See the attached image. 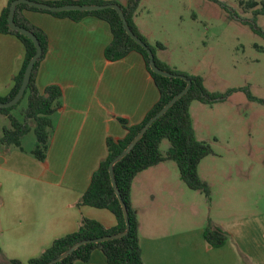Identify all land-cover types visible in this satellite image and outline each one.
<instances>
[{
	"label": "crops",
	"instance_id": "crops-1",
	"mask_svg": "<svg viewBox=\"0 0 264 264\" xmlns=\"http://www.w3.org/2000/svg\"><path fill=\"white\" fill-rule=\"evenodd\" d=\"M102 1L128 5V0ZM9 2L0 0V15ZM21 15L49 41V52L36 74V87L44 93L50 86H59L63 108L52 116L50 147L44 162L32 153L37 143L29 151H21L3 146L0 139V264L12 260L27 264L55 240L78 231L85 218L107 229L117 225L110 211L78 204L108 155V138L119 141L127 136L120 120L125 119L130 126L141 124L160 97L139 53L115 62L106 59L105 51L113 39L106 22L94 16L76 22L35 11ZM139 31L148 36L140 26ZM158 58L170 68L189 74L166 56V51L158 52ZM24 59L21 41L0 34V97L10 94ZM7 120L0 113L3 129L9 127ZM163 165L139 173L132 187V207L139 218L145 264H262L261 254L249 241L253 228L257 231L264 223L262 215L255 216L254 222L251 217L212 220L230 236L223 247L212 248L205 241L204 221L195 228L183 217L168 219L170 212L163 213L161 207L178 206L174 202L150 206L156 197L149 180L163 174ZM182 206L181 202L178 207ZM88 264H107V259L97 249Z\"/></svg>",
	"mask_w": 264,
	"mask_h": 264
},
{
	"label": "rangeland",
	"instance_id": "rangeland-1",
	"mask_svg": "<svg viewBox=\"0 0 264 264\" xmlns=\"http://www.w3.org/2000/svg\"><path fill=\"white\" fill-rule=\"evenodd\" d=\"M250 2L259 6L250 9ZM263 2H140L138 29L140 26L148 35L146 39L151 45L162 43L166 56L183 66L187 73L203 77L210 92L224 94L236 90L224 102L213 106L193 102L191 108L197 140L213 148V154L199 165V175L209 185L210 197L189 189L173 161L165 162L163 174L149 180L156 197L149 202L150 206L183 203L181 208L161 207L163 213L170 212L168 219L183 217L195 228L202 225L201 221L215 225L212 220L251 217L254 222V217L260 215L264 221V37L244 23L256 19V26L264 32V15L255 17ZM247 91L254 101L248 98ZM27 107L26 96L13 114L22 120L21 112ZM6 124L10 126L9 119ZM31 126L34 127V122ZM2 136L0 124V139ZM22 143L27 151L34 148L37 143L34 131ZM169 148L170 142L164 140L161 151L166 153ZM249 241L252 249L261 254L264 264V223L257 231L253 228Z\"/></svg>",
	"mask_w": 264,
	"mask_h": 264
},
{
	"label": "trees",
	"instance_id": "trees-1",
	"mask_svg": "<svg viewBox=\"0 0 264 264\" xmlns=\"http://www.w3.org/2000/svg\"><path fill=\"white\" fill-rule=\"evenodd\" d=\"M14 1L10 0L0 15V34L16 36L24 46L25 59L23 67L15 79L13 89L7 97H0L1 102H10L16 97L21 88L26 68L36 54V47L33 41L19 32L11 30L9 27L8 17ZM30 1L40 2L38 0ZM140 2L141 0H128L127 7H123L117 2H106L102 0H65L62 2L47 3L50 5H120L126 15L131 30L153 51L157 66L164 71L186 76L192 81V87L188 94L180 99L162 118L156 121L131 153L115 165L117 186L129 211V233L121 239L84 245L72 255L56 264H75L76 261H82L88 264L92 253L97 249L104 253L107 264H145L140 244L139 218L132 207L133 182L136 176L145 170L167 161H173L179 168L181 180L189 189L203 192L207 197L211 195L209 185L199 175V165L203 159L213 154V148L209 143L197 140L191 116V105L193 102H200L213 106L216 103L224 102L236 90H229L224 94L210 92L205 87L204 78L200 75L182 73L163 63L158 58L157 52L165 50V46L162 43H157L156 46L151 45L140 33L135 23V16L138 12ZM257 6H259L257 2L248 3L250 9H254ZM261 6L259 10L255 11V17L264 15V2ZM25 11L48 13L58 18H70L76 22L81 21L85 17L94 16L106 22L111 29L113 37L111 44L105 51L106 59L109 62H115L124 59L133 52L139 53L143 57L147 71L153 78L160 95L159 101L147 114L141 124L130 126L125 119L120 120L123 127L127 130V136L119 141L108 138V155L93 174L89 188L83 194L78 204L79 207H92L110 211L116 217L117 225L114 228L107 229L96 220L83 219L78 231L55 240L40 256L31 259L27 263L48 264L83 240L117 235L126 230L127 224L124 212L111 181L110 164L131 144L133 139L150 119L157 115L175 96L187 87V82L182 79L166 78L151 70L150 58L147 51L127 34L116 10L106 9L96 12L56 13L32 8L26 4L19 5L15 13V22L18 26L27 29L38 38L42 46L43 55L35 65L31 82L23 97V99L26 96L28 97V107L21 112L23 119L21 120L13 114V111L20 105L23 99L12 108H0V113L7 116L10 121V126L3 129V136L1 138V144L3 146L15 147L23 151V138L34 131L37 144L32 153L37 160L44 162L47 159L50 147L53 129L52 116L63 108V91L59 86H50L44 93H40L36 87V74L41 62L49 52V41L44 32L34 28L21 17V14ZM255 21H247L244 23L250 26L255 33L264 37V32L256 26ZM247 95L250 100H255L248 91ZM31 122H34V127L31 126ZM164 140L170 142V148L166 153L161 151V144ZM204 237L207 244L212 248L223 247L230 239L226 231L211 223L207 225ZM10 264H22V262L12 260Z\"/></svg>",
	"mask_w": 264,
	"mask_h": 264
},
{
	"label": "water",
	"instance_id": "water-1",
	"mask_svg": "<svg viewBox=\"0 0 264 264\" xmlns=\"http://www.w3.org/2000/svg\"><path fill=\"white\" fill-rule=\"evenodd\" d=\"M22 4H26L29 7L36 8L39 10H47V11L56 12V13H62V12H96V11H102V10H106V9L116 10L118 12L122 22H123V25H124V28H125L127 34L136 43H138L142 48H144L147 51L149 58H150L151 70L160 76H163L166 78H171V79H182V80L187 82V87L181 93H179L177 96H175L157 115L152 117L150 119V121L144 126V128L133 139L131 144L117 158H115V160H113V162L110 164L111 181H112V185L114 187L116 196L119 199L121 206H122V209H123V212H124L125 221L127 224L126 230L123 233L117 234V235L107 236V237L98 238V239L83 240V241L77 243L76 245H74L72 248H70L65 253L61 254L59 257L55 258L54 260H52L51 262L48 263V264H56V263L63 261L64 259H66L70 255H72L75 251H77L80 247H82L84 245L98 244V243H103V242H107V241L121 239L129 233V229H130L129 211H128L126 204L124 203V201L122 199L121 193H120L119 188L117 186V182L115 179V165L118 162H120L122 159H124L128 154L131 153V151L136 147V145L140 142V140L144 137V135L148 132V130L152 127V125L156 121H158L160 118H162L180 99H182L185 95L188 94V92L190 91V89L192 87V81L189 80L186 76L177 75V74H173V73L164 71L157 66L156 60H155V55H154L153 51L145 42L142 41V39H140L131 30V28L129 27V24L127 22L126 15H125L123 9L121 8V6L118 4H107V5H87V4L86 5H82V4L50 5L47 3L30 1V0H15L12 3L11 10H10L9 17H8L9 27L11 30L19 32L20 34H22V35L26 36L27 38H29L30 40H32L33 43L35 44V47H36V54L30 60L28 66L26 68L24 78H23V82H22V85H21V88H20L18 94L10 102H1L0 101V108H12V107L16 106L23 99V97H24V95L28 89V86L31 82V78H32V74H33L35 65L39 61L41 56L43 55L42 46H41L38 38L32 32L18 26L15 22L16 10H17L18 6L22 5Z\"/></svg>",
	"mask_w": 264,
	"mask_h": 264
}]
</instances>
